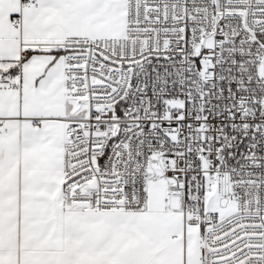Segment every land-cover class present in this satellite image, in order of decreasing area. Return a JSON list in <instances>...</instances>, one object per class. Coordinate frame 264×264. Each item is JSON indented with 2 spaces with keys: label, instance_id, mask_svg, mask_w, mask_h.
<instances>
[{
  "label": "snow or ice",
  "instance_id": "snow-or-ice-1",
  "mask_svg": "<svg viewBox=\"0 0 264 264\" xmlns=\"http://www.w3.org/2000/svg\"><path fill=\"white\" fill-rule=\"evenodd\" d=\"M0 264H264V0H0Z\"/></svg>",
  "mask_w": 264,
  "mask_h": 264
}]
</instances>
